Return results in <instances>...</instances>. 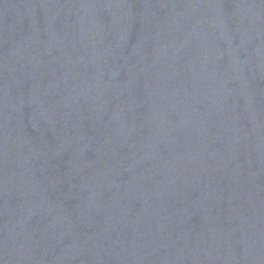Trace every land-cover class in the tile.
Listing matches in <instances>:
<instances>
[{"label": "water", "instance_id": "95a60500", "mask_svg": "<svg viewBox=\"0 0 264 264\" xmlns=\"http://www.w3.org/2000/svg\"><path fill=\"white\" fill-rule=\"evenodd\" d=\"M0 264H264V0H0Z\"/></svg>", "mask_w": 264, "mask_h": 264}]
</instances>
